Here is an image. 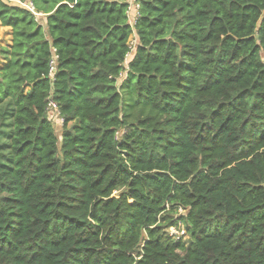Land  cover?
<instances>
[{"label":"trees","instance_id":"trees-1","mask_svg":"<svg viewBox=\"0 0 264 264\" xmlns=\"http://www.w3.org/2000/svg\"><path fill=\"white\" fill-rule=\"evenodd\" d=\"M22 1L40 15L0 0V264H264V0H139L133 24L126 0Z\"/></svg>","mask_w":264,"mask_h":264},{"label":"rangeland","instance_id":"rangeland-1","mask_svg":"<svg viewBox=\"0 0 264 264\" xmlns=\"http://www.w3.org/2000/svg\"><path fill=\"white\" fill-rule=\"evenodd\" d=\"M7 1V0H4ZM40 15V14H38ZM44 17L41 16V18H39L40 23H42L43 25L45 24V21L43 19ZM130 41V45L133 47L136 44V39H135V33L133 32V34L130 36L129 38ZM11 42V28L8 26H2L0 24V45H8ZM131 53V52H130ZM130 53L127 56V59L130 55ZM126 59V60H127ZM3 65V61L0 59V67ZM124 67H126V61L124 62ZM53 108L51 107V109L48 111V117L51 120L53 127L55 129L56 134L60 137L61 133H62V119L59 118L57 116V114L52 110ZM70 125V124H69ZM118 136L120 134V132H117ZM114 195H117V192L115 191ZM182 212V210H179ZM179 227V228H177ZM177 227H170L169 231L174 234L175 238H177V236H183V239L185 241H187L188 236L186 234V232L184 231V227L183 225H179Z\"/></svg>","mask_w":264,"mask_h":264},{"label":"built area","instance_id":"built-area-1","mask_svg":"<svg viewBox=\"0 0 264 264\" xmlns=\"http://www.w3.org/2000/svg\"><path fill=\"white\" fill-rule=\"evenodd\" d=\"M126 1L129 3L128 8H127V14H128V17H129V20H130L131 24H133L135 22V18L136 17L134 15H131V13H132L131 10L137 11V9H138V1L139 0H126ZM7 2H11V3H15V4H18V5L25 6L31 12H33L35 15L40 14V13L35 11L34 6H33V4L30 1L25 2V1H22V0H7ZM129 47L131 48V50L134 47V46L132 47L130 45V41H129ZM53 52H54V49H53ZM55 58H56V56L53 55V59L50 61V69H49L50 75H52L54 73V71H55ZM126 63H127V60H126ZM48 107H49V109H51V107H52L53 108L52 110L57 114V112H56V103L54 101L49 100ZM57 116H58V114H57ZM179 210H182V209L180 208ZM169 234L170 235H174L170 231H169Z\"/></svg>","mask_w":264,"mask_h":264}]
</instances>
